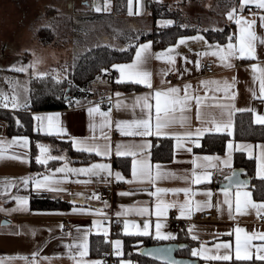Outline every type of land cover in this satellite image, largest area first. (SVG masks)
I'll return each instance as SVG.
<instances>
[{"label":"crops","instance_id":"crops-1","mask_svg":"<svg viewBox=\"0 0 264 264\" xmlns=\"http://www.w3.org/2000/svg\"><path fill=\"white\" fill-rule=\"evenodd\" d=\"M156 1H166L171 4H180L181 10L184 13V16H189L190 14L195 18V22L199 23L198 26L192 27L196 30L189 34H184L183 36L194 37L197 35V30L199 35L203 38L202 41L189 40L184 45H178L177 51L180 55H177L175 66L169 65L165 60H157L155 58V53L167 49L170 45L175 44L176 40L165 46L159 47L155 44L154 40L151 38L143 39L138 43H144L151 41V51L153 53L152 58L148 61L147 67L153 73V83L156 87H167L180 86L181 89L185 83H189L192 86V89H198V94L205 96L204 86L199 84L200 80H219L223 81L225 79L231 80V77L235 76L237 82L231 91L237 93L233 103L235 104L236 109H246L255 108L256 114L264 115V102L259 98H253L249 89L255 88L257 94L259 92V82L256 81L253 83L252 70L249 67L252 63H260L264 66V45H260L257 41V57L256 58H241L236 56L232 59V68H227L220 61L219 57L213 55L215 48L207 47V45L214 44H226L228 42L229 36H234L236 32L235 19L229 21L227 13L235 9L237 15H243L247 19H255L256 23L253 25V29L257 32L258 37L264 35V27H261L259 16L264 15L258 13L255 16L251 11L256 7L254 3H247L243 7H240L241 0H231L230 3H227L224 9L219 13L218 8L214 5L218 3L221 6L225 4L228 0H156ZM230 1V0H229ZM228 1V2H229ZM142 11L136 13V0H133V14H129L128 11V0H126V11L122 16H117L119 18H139L141 27H137L135 34L147 33L154 31V25L157 24V21H164L158 19L155 21L149 14L147 3L148 0H141ZM224 3V4H223ZM218 5V6H219ZM190 12V13H189ZM189 13V14H188ZM219 13V14H218ZM219 15V17L217 16ZM115 16V15H114ZM185 23V22H184ZM162 26L163 24H158ZM229 26V33L226 36L224 42H213L209 41L202 30L205 29H221L224 26ZM144 30V31H143ZM182 36V35H181ZM232 42L235 43V36L232 39ZM136 44V47L138 46ZM135 47V48H136ZM135 53V50H134ZM134 53L132 58L134 57ZM175 55V53H173ZM199 54V55H197ZM184 55L188 56V60L185 61ZM209 58L214 63V72L211 74H205L202 70V58ZM131 58V59H132ZM131 59L119 63L131 62ZM197 59L199 60V66L196 65ZM173 68L172 71L168 69ZM187 68L188 70L184 72L181 76L179 75V70ZM114 70V76L111 78L113 81L117 82L119 71ZM166 72V74H161ZM167 75H172V80H167L165 77ZM167 81L166 84H161V81ZM110 82V81H109ZM131 83V82H124ZM137 90L132 91H119L112 89L109 85L108 91L99 96V97H90V99L76 103L75 101L67 104L71 105V108L63 107L60 109H51V110H40L32 111V116L42 115L45 117V124H47L49 114L51 119L54 122H57L60 127L65 128L67 131L63 134H51V136H59L66 140H70L71 136L77 137L79 140H85L86 143L75 148L77 151L87 152V147L99 145L101 149L107 145L110 154L108 156L99 155L96 152L89 153L92 155L86 161H73L72 157L68 151L64 148H60L56 144H52L48 141V144L45 141L39 143L48 146L47 154H41L37 152V155H42V159H47V163L44 164L45 167L40 172H33L30 167V158L29 150L24 149L20 146H15V153L12 154H24L26 155L25 162L15 161L12 159H2L0 160V207L2 208H14L15 200L10 199L9 196H26L28 197L27 208L29 211H15V212H4L0 211V260H3L4 264H30L33 259L32 253L38 252V255L35 257L37 264H75L74 259L70 254V250L67 248V245L73 243L74 240H80L83 238V233L88 232L87 241H88V252L83 258L85 260H99L100 258L92 256L90 254V237L91 235H102L109 242V247L114 248L112 241L121 240V238L113 235V231L123 233V221L125 219L136 221L137 224L142 225V221L146 218H151L152 226L149 229L150 236L159 239V240H169L176 237L180 232H185L190 240L193 242V247H199L200 244H204L207 248L211 249L215 243H219L221 240H228L233 247L232 259H235L234 247H235V233L234 228L238 224L239 226L245 228L246 231L252 232H264V210H261L257 214L255 209H249L242 213H237L235 211L234 205V192L235 188L230 190L233 193V208H232V217L228 215V206L223 203L224 195L220 191V188L217 187V184L221 182L224 177L229 175L234 169L233 165V153L235 151H242L248 157H252L255 160V169L253 171V177H258L256 175V155L259 153L260 149L256 147L258 144H264V140L253 143L250 141H233L234 144H247L251 145L248 151H243L240 149H234L232 152L231 160V169L223 166L219 161H213L212 163L218 165L214 168H209L208 171H212L214 174L210 181H202L201 185L192 184L190 179H183L182 177L191 176L193 169L192 159L194 157H203V156H218L221 160L226 154L227 147L223 153L214 154V153H202L194 151V146L191 142V139H184L182 146L177 147V139L175 136H166L159 138H172L173 143V158L168 162H156L151 158V148L153 144V137H140V136H129L119 133L115 129V124L112 123L109 126L101 128V117L98 113L89 116L88 107L95 106L96 104L101 105V111L110 112V119L115 121L116 119H133L141 118V109L139 105L133 108L135 104L134 97L138 94H143L148 91V88L143 85H138ZM117 93H120L119 97ZM183 94V92H181ZM215 97H220V100L215 99ZM224 93L214 92L210 87L207 92V97L205 103L208 107L204 108V112L208 113L209 116L215 115L217 118L220 117V109L216 106L219 103H226L227 101L223 99ZM119 99L121 101V107L116 108V101ZM154 104V100L152 101ZM194 101L192 102L193 107L190 108L184 115L189 117V124H180L179 122L172 129L173 131L183 132L185 130L194 131L196 127L200 126V122L195 118V109ZM1 110H9L11 108L5 109L0 107ZM12 110V109H11ZM237 111L233 110L232 122L234 115ZM251 112V111H250ZM59 114V115H55ZM154 114V109H153ZM179 115V114H178ZM252 119L254 121V114L251 112ZM35 120V119H34ZM89 123H95L96 128L90 129ZM35 124L37 121L35 120ZM264 127V125H262ZM102 132L105 135H102ZM47 134V133H44ZM208 134V133H205ZM227 134V133H226ZM50 135V134H48ZM16 135H9L7 132V122L0 117V137L5 139H11ZM105 136L107 139H105ZM157 138V137H155ZM150 139L151 148L146 149L144 154H140L136 149L135 145L140 143L142 140ZM192 139H195L193 137ZM120 143V151H137L136 159H146L152 165L153 174L156 171V164L161 165V171L169 173V175L159 179L153 185L149 181L134 179L131 172V161L132 156H126L130 160L129 173L125 174L119 167L113 164V160L116 156V144ZM73 148V147H72ZM74 149V148H73ZM191 149V151H189ZM251 153V155H250ZM48 157H51L49 159ZM94 163H103L108 164L109 169L100 170V176H91L84 173H68V180L56 184L52 182L49 184V189L36 190L32 187V180L34 179H43L45 175H53L60 177L65 175L63 172H56L57 168H62L67 166L68 168H81L89 167ZM199 163V161H198ZM120 172L123 179L117 180L115 173ZM174 173V175H172ZM249 175H251L249 173ZM29 176L32 179L29 180V183L26 187L17 185L22 184L21 177ZM261 178V177H258ZM7 179L13 183V187L9 188L7 191L3 190V183ZM52 187H62L66 191L62 192H53L50 189ZM159 188H184L190 187L193 189V193L190 196V199L195 202L197 200H205L206 197L203 195L205 188L212 189V198L211 202L213 205H216L217 201L220 202V208L222 210L218 211L217 207L207 208L213 209L215 217L213 219L198 221L191 220L195 213L200 211H194L191 215L186 217H180L178 208L175 209L178 217L182 220V225L178 229H173L171 225L166 221V216L161 217L162 231H170L173 233V237L169 239L158 238L155 235V204L156 197L151 196V192ZM111 190V197L102 198L100 193L105 190ZM249 191L253 193V186L248 188ZM32 192L43 193L47 197L52 199H60L63 201H68L71 203L70 207L65 210H31L29 205V196ZM121 193H128V195H121ZM95 194V195H94ZM160 198L166 202H183L185 195L183 192L173 193L166 192L160 194ZM253 199L259 201L262 199ZM75 201V203H73ZM73 207H86L89 209L87 213H73ZM140 208H146L148 211L141 215L137 210ZM168 209V212L169 210ZM206 210V209H204ZM120 212L121 215L117 216V213ZM263 216V217H260ZM112 219L122 218V223L113 229V225L110 221ZM65 218L72 220V226L70 231L63 233L61 231V226ZM2 220H5L6 223H1ZM92 221H98L97 225H93ZM194 226V231L189 234V226ZM107 230L108 235L105 236L104 232ZM230 233V234H229ZM129 235H143L138 233L135 229H132ZM195 235L198 238L196 240L192 239V236ZM122 242V240H121ZM264 241L257 239L252 240V244H260ZM75 247V244H73ZM122 243L119 248L121 252ZM116 249V248H114ZM253 251H255L253 249ZM211 255H215L213 250ZM27 259H24V258ZM255 257V256H254ZM199 260L200 264H229L228 262L220 261H205L201 257H195ZM102 264H105L101 261Z\"/></svg>","mask_w":264,"mask_h":264},{"label":"snow or ice","instance_id":"snow-or-ice-1","mask_svg":"<svg viewBox=\"0 0 264 264\" xmlns=\"http://www.w3.org/2000/svg\"><path fill=\"white\" fill-rule=\"evenodd\" d=\"M110 0H104V6L101 8L99 5H95V10L100 12L102 10H108V4ZM247 3H254L258 9L264 10V0H241L240 7H243ZM141 0H136V13L142 11ZM128 11L129 14H133V0H128ZM256 15L255 13L253 14ZM229 21L235 19L236 32L235 43L232 42L233 37H228V42L226 44H214L207 45V47L215 48L213 55L219 57L220 61L227 68H232V59L236 56L241 58H256L257 57V41L260 45H264V35L258 37L257 32L253 29V25L256 23L255 19H245L243 15H237L235 9L227 13ZM260 25L264 27V15L259 16ZM173 20H164L157 21V24L172 25ZM180 27H187V25H180ZM197 30V35L194 37L189 36H179L175 44L170 45L167 49L163 51L156 52L155 58L157 60H165L169 65L175 66L177 55H180L177 51L178 45H184L189 40L202 41V37L199 35ZM138 42V41H137ZM152 42L138 43V46L135 48L134 57L131 59V62L126 63H114L111 65V69H117L119 71V76L117 79L118 83L131 82L133 85H143L148 88V91L143 94H138L134 97L135 104L133 108L139 105L141 109V118L133 119H116L113 121L110 119L111 109L108 111H101L100 105L96 104L95 106L88 107L87 111L89 116L93 114H99L103 117L101 121V128L115 124V129L123 134L129 136H140V137H151L155 136L166 137V136H175L177 139V147H181L184 139H191L193 144L199 145L200 138L205 135V133H227L229 136L233 132V110L235 111H244L245 109H236L233 101L236 98L237 93L231 91L234 88L237 78L235 76L231 77V80H200L199 84L204 86L205 96L198 94V89H192L191 84L185 83L183 88L180 86L169 85L167 87H156L153 83V73L148 69L147 63L152 58L153 53L151 51ZM175 53V55L173 54ZM199 55V54H197ZM185 61L188 60V56L184 55ZM39 63L38 60H33L27 65H20L17 67L15 64L12 65V68L21 73L28 72L31 68L32 77L36 79L44 78L48 75L46 72L36 70V65ZM196 65L199 66V60L197 59ZM74 67V65H73ZM252 70L253 83L256 81L259 82V92L255 88L249 89L253 98H259L264 102V66L260 63H252L249 66ZM173 68L168 69L172 71ZM188 69L179 70V75H183ZM110 69L102 68L101 73L109 72ZM166 74V72L161 73ZM57 82L61 79L58 75L54 77ZM10 89L11 94L8 92L0 90V107L5 109H18L22 107L21 104V90L24 92L29 91L27 87L22 85L19 81H11ZM167 81H161V84H166ZM212 88L214 92L224 93L223 99L226 100V103H219L216 106L220 109V117L217 118L215 115L209 116L208 113L204 112V108L208 107L205 103L207 92L209 88ZM183 92V94H181ZM120 93H117L119 97ZM68 100V97H65ZM215 99L220 100V97H215ZM154 100V104L153 101ZM194 103L195 109V118L200 122V126L196 127L194 131L185 130L183 132L173 131L172 129L179 122L180 124H189V117L184 115L190 108L193 107L192 102ZM70 103L72 101H69ZM79 103V101H75ZM121 107V101L117 99L116 108ZM154 109V114H153ZM251 111L254 114V122L260 125H264V115L256 114L255 108L246 109ZM179 114V115H178ZM49 118L47 124H45V117L42 115H36L33 118L37 121V124L34 128L35 131L40 133L47 134H63L66 133V129L60 127L57 122H54ZM59 115V114H55ZM17 125L20 124L19 119L16 121ZM90 129H95V123H89ZM102 135H105L102 132ZM195 137V139H192ZM105 139L107 137L105 136ZM72 147L78 148V146L86 143L85 140H79L75 136L70 137ZM29 137L27 136H13L10 140L0 137V160L2 159H12L15 161L25 162L27 153L24 154H12L15 153V146H20L24 149L28 148ZM37 148L41 154H47L48 146L37 142ZM138 152L142 155L146 149L151 148V140L145 139L140 143L135 145ZM251 145L247 144H234L232 140L227 142V150L224 158L221 160L218 156H203V157H194L192 159L193 169L191 176L182 177L183 179H190L192 184L201 185L202 181H210L213 172L208 171L209 168L217 167L218 165L213 164V161H219L223 166L231 169V160L232 152L234 149H240L243 151H248ZM260 149L259 153L256 155V175L258 177L264 178V144L256 145ZM121 144H116V156L117 157H126L132 156L131 161V172L134 179H141L149 181L151 184H155L157 180L169 175V173L161 171V165L156 164V171L153 174L152 165L146 159H136L137 151H120ZM87 152L92 153L96 152L102 156H108L110 154L107 145L103 149L99 145L87 147ZM191 151V149H189ZM251 155V153H250ZM51 159V157H48ZM35 160L38 164H46L47 159H42V155H36ZM199 161V163H198ZM109 169L108 164L103 163H94L89 167L81 168H68L67 166L62 168H57L56 172H63L65 175L56 177L53 175H45L43 179H34L32 180V187L36 190L49 189V184L55 182L60 184L63 181L68 180V173H84L91 176H100V170ZM243 171V170H241ZM174 175V173L172 174ZM117 180H122L123 177L120 172L115 173ZM22 184L17 185V187L23 186L26 187L29 183V180L32 179L29 176H24L20 178ZM228 181V184L220 188V191L224 195L223 203L228 206V215L231 218L232 208H233V193L230 190L233 186L235 188L234 192V205L235 211L237 213L245 212L249 209H255L257 214L261 210H264V199L255 200L253 199V193L248 190L249 183L246 179H240L237 176L236 170L232 169L231 175L224 177ZM13 187V183L5 179L3 183V190L7 191L9 188ZM53 192H62L66 191L62 187H52L50 189ZM166 192L180 193L183 192L185 199L183 202H166L160 198V194ZM193 189L190 187L184 188H159L157 187L155 191H152L150 194L153 197H156L155 204V235L158 238L169 239L173 237V233L170 231H162L161 217L168 214V209L178 208L180 217H186L191 215L194 211H203L207 208L217 207V210H222L220 208V202L217 201L216 205H213L211 202L212 198V189L205 188L203 195L206 197L205 200H197L193 202L190 199ZM95 195V194H94ZM121 195H128V193H121ZM10 199L15 200L14 208H2L0 211L4 212H15V211H29L27 208L28 197L26 196H9ZM75 203V201H73ZM89 211L86 207H73V213H87ZM141 215H143L148 210L146 208H140L137 210ZM121 213L118 212L117 216H120ZM98 221H92L93 225H97ZM152 226L151 218H146L142 221L141 224H137L136 221H131L125 219L123 221V232L129 234L132 229H135L136 232L142 233L143 235L149 234V229ZM194 231V226L190 225L188 233L191 234ZM235 233V247L234 254L237 261H251L255 256V259L264 264V243L252 244L253 239H259L264 241V232L252 231L248 232L245 228L239 226L238 224L234 228ZM105 236L108 235L107 230L104 232ZM230 234V233H229ZM88 232L83 233V238L80 240H74L73 243L67 245V248L70 250V254L75 261V264H102L99 260H85L83 259L88 252V241H87ZM198 237L193 235L192 239L196 240ZM121 240L117 239L112 241L114 248L117 249L115 255L121 257V252L119 248L121 246ZM75 244V247L73 246ZM181 247H184L181 245ZM253 249L255 251H253ZM215 251V255H211L212 251ZM232 251L233 247L228 240H221L219 243H215L211 249L207 248L204 244H200L199 247H193L191 249V255L193 257H201L205 261L209 259L212 261L228 262L232 260ZM150 255H155L158 259L165 260L167 264H189L188 261H179L171 257L170 253L166 249H157L155 252H150ZM38 255V252H33L30 264H37L35 257ZM24 259H27L26 257ZM0 264H4L3 260H0ZM120 264H133L131 260L120 259Z\"/></svg>","mask_w":264,"mask_h":264},{"label":"trees","instance_id":"trees-1","mask_svg":"<svg viewBox=\"0 0 264 264\" xmlns=\"http://www.w3.org/2000/svg\"><path fill=\"white\" fill-rule=\"evenodd\" d=\"M113 7L110 14L122 16L126 11V0H112ZM147 8L150 16L157 21L173 20L172 25H165L162 28H154V31L147 33L135 34L127 38L128 47L123 50L115 49L109 45L101 44L93 46L82 53L77 54L73 61L66 68V73L57 82L54 75H48L41 79L30 78L29 98L23 107L15 112L10 110H1L0 117L7 122V132L9 135L29 137L28 150L30 158V167L33 172H40L44 169V164H38L35 157L38 152L37 142L48 141L64 148L70 154L73 161H86L91 154L77 151L72 148L69 140L59 136H51L34 130L36 124L31 114L32 111L60 109L70 104L69 101L84 102L93 95L88 89L96 81L102 68L111 69V65L127 61L132 58L136 44L147 38L154 40L159 47H165L173 43L181 35L194 32L195 28L180 27L182 25V10L180 4H171L166 1L148 0ZM102 13V12H101ZM100 15V12H97ZM55 20H52L50 26H43L37 29L35 36L42 44H49L55 41L58 29ZM155 25H157L155 23ZM69 27V26H68ZM72 28V27H71ZM74 28V27H73ZM120 32H123L119 30ZM203 34L209 41L224 42L229 33V26L222 29H205ZM117 33V31H116ZM125 33V32H124ZM118 34V33H117ZM120 35V34H119ZM138 41V42H137ZM74 65V67H73ZM109 71V72H110ZM112 89L119 91H132L139 88L132 83H118L110 80ZM68 97V100L65 99ZM71 102V103H72ZM19 119L20 124L16 121ZM151 148V158L156 162H168L173 158V139L172 138H155L153 137ZM228 140L232 141H250L257 143L264 140V127L253 121L250 111H237L233 119V132L229 136L226 133H208L200 138V144L194 146V151L202 153H223L227 147ZM113 164L119 167L125 174L129 173L130 160L127 157H115ZM234 167H242L253 174L255 169V160L248 157L242 151L233 153ZM253 194L257 199H264V178L253 177ZM252 187V186H251ZM29 205L31 210H65L71 205L68 201L52 199L43 193L32 192L29 196ZM113 235L121 238L122 248L121 257L114 256L112 264H120V259L131 260L133 264H166L156 261L150 257L138 254V250L147 245H153L161 242H184L188 246L179 249L175 253L177 256L195 258L191 255L193 242L185 232H180L176 237L169 240H159L150 235H129L113 231ZM109 242L102 235H91L90 237V254L101 259L107 254ZM229 264H260L253 257L251 261H237L232 259Z\"/></svg>","mask_w":264,"mask_h":264},{"label":"rangeland","instance_id":"rangeland-1","mask_svg":"<svg viewBox=\"0 0 264 264\" xmlns=\"http://www.w3.org/2000/svg\"><path fill=\"white\" fill-rule=\"evenodd\" d=\"M228 1L221 7L218 3L214 4L219 13L231 2ZM95 5L103 8L104 0H0V90L11 94L9 80L19 81L30 88L33 69L30 68L25 73L17 72L12 68L14 64L19 67L38 60L36 70L63 77L73 58L93 46L106 44L118 50L126 49L128 44L122 37L128 39L132 35L134 38L133 33L137 31V27H141V20L136 17L119 18L110 14L112 0L108 4V10L100 11V15L97 14ZM182 16V25H187L188 28L199 25L191 14L186 17L182 12ZM52 20H55L58 29L55 41L42 44L35 33L40 27L50 26ZM154 26L160 29L165 25ZM111 78L98 75L88 89L93 92L91 97L105 94ZM28 98L29 91L21 90L22 107ZM22 107L9 110L15 112ZM45 143L48 146L50 144Z\"/></svg>","mask_w":264,"mask_h":264},{"label":"built area","instance_id":"built-area-1","mask_svg":"<svg viewBox=\"0 0 264 264\" xmlns=\"http://www.w3.org/2000/svg\"><path fill=\"white\" fill-rule=\"evenodd\" d=\"M264 10H261V9H258V8H255L251 11V13H255V14H258V13H262ZM234 38V36H232ZM202 70L205 74H211L214 72V63L211 59L209 58H202ZM106 76L107 77H113L114 76V73L113 72H107L106 73ZM167 80H172L173 79V76L172 75H167L165 77ZM68 108H71V105H68L67 106ZM101 107V105H100ZM111 190H108V189H105L103 190L101 193H100V196L102 198H105V197H111ZM215 217V214H214V211L213 209H206V210H203V211H200V212H197L194 214V216L192 217L191 220H198V221H205V220H209V219H213ZM260 217H263L260 215ZM110 221L113 225V229L115 230V227L119 224L122 223V218H118V219H112V217H110ZM166 221L171 225V227L173 229H178L181 227L182 225V220L180 217H178L177 215V212L175 209H170L169 212H168V215L166 217ZM72 220L69 219V218H65L63 223H62V226H61V231L63 233H66L68 231H70L71 229V226H72ZM117 251V249H114L112 247H109L108 249V252L107 254H105L102 258V261L105 263V264H112V261H113V257L116 256L115 255V252Z\"/></svg>","mask_w":264,"mask_h":264},{"label":"water","instance_id":"water-1","mask_svg":"<svg viewBox=\"0 0 264 264\" xmlns=\"http://www.w3.org/2000/svg\"><path fill=\"white\" fill-rule=\"evenodd\" d=\"M234 169L236 170L237 176L240 179L248 180L249 187L253 186V184L251 183V179L253 178V175H249L248 172L245 170V168H242V167H235ZM241 170H243V171H241ZM229 175H231V173ZM229 175H227V176H229ZM227 184H228V181L223 179L221 182H219L217 184V187H224ZM232 188H234V186ZM1 223H6V221L2 220ZM181 245H183L184 247H181ZM187 246H188V244L184 243V242H161V243L141 247L138 250V254H142V255L150 257L156 261L167 264V262L165 260L158 259L155 255L149 254L150 252H155L157 249H166L170 253L171 257L174 258L175 260L188 261L189 264H200L199 260L196 258L182 257V256L176 255L175 252L177 250L184 249Z\"/></svg>","mask_w":264,"mask_h":264}]
</instances>
